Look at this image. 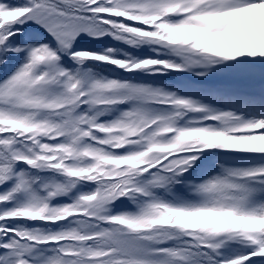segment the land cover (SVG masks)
Wrapping results in <instances>:
<instances>
[{
  "label": "snow or ice",
  "instance_id": "obj_1",
  "mask_svg": "<svg viewBox=\"0 0 264 264\" xmlns=\"http://www.w3.org/2000/svg\"><path fill=\"white\" fill-rule=\"evenodd\" d=\"M0 264H264V0H0Z\"/></svg>",
  "mask_w": 264,
  "mask_h": 264
}]
</instances>
